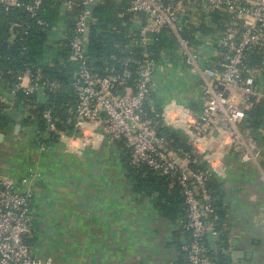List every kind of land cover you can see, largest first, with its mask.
I'll return each instance as SVG.
<instances>
[{
    "label": "built area",
    "instance_id": "built-area-1",
    "mask_svg": "<svg viewBox=\"0 0 264 264\" xmlns=\"http://www.w3.org/2000/svg\"><path fill=\"white\" fill-rule=\"evenodd\" d=\"M46 1L0 0V10L20 9L45 24L37 15ZM107 2L122 4V14H130L128 47L140 48L142 54L121 61V73L107 67L105 74L96 76L87 61V35L94 7ZM74 7L79 10L72 26L55 21L47 42H55L68 31L71 34L69 58L79 63L74 82L76 131L55 130L46 109L42 113L46 129L39 134L35 130V142L41 149L53 142L61 143L69 153H79L82 143L121 142V147L128 150L130 164L146 165L178 185L186 209L183 226L190 232V240L182 244L188 264H214L212 252L226 249L220 245L214 222V197L207 187L209 173L192 163L201 160L216 176L223 173L226 154L233 152L243 162H255L260 155L258 139L243 107L261 96L256 80L257 76L264 77V0H59V16L63 18ZM212 12L218 18L227 15L222 29L215 30L217 21L211 18ZM16 25L11 22L9 28ZM161 30L176 43L165 50L169 52H164L166 58L157 60L149 45L154 41L153 34ZM253 50L262 54L258 67L248 62ZM179 55L195 78L194 108L174 102L161 105L155 96L166 78L164 69ZM129 62L135 63L134 71L126 68ZM39 79L26 69L10 90L0 86L6 108L20 106L24 112L29 106L23 101L13 103L18 90L42 94L45 88L58 86ZM145 102L151 107L159 105L156 116L186 139L191 152L169 147L147 114ZM27 179L21 176L20 183ZM31 203L29 190L0 174V264H54L51 257L35 256L26 240Z\"/></svg>",
    "mask_w": 264,
    "mask_h": 264
},
{
    "label": "crops",
    "instance_id": "crops-1",
    "mask_svg": "<svg viewBox=\"0 0 264 264\" xmlns=\"http://www.w3.org/2000/svg\"><path fill=\"white\" fill-rule=\"evenodd\" d=\"M182 60V55L176 56L164 69L166 78L155 93L161 105L174 102L194 108L195 78ZM256 86L261 96L254 102H259L264 77L257 76ZM6 112L10 122L0 130V174L35 198L26 236L35 256L51 257L54 264H186L180 250L184 239L174 236L175 224L161 215L148 194L135 192L126 178L120 142L82 143L79 153L66 152L57 142L41 149L34 140L36 122L22 124L20 106ZM261 118L254 127L260 147L256 161L226 154L223 173L215 176L226 213L229 264H264V114ZM21 176L28 177L26 183H20ZM66 204L76 207L68 212L75 211L83 219L80 224L76 218L78 226L84 222L86 230L78 237L77 248L57 252L70 239L41 230L57 221H62L63 229H73L72 224L67 226L72 218L62 208ZM234 251L239 253L233 259Z\"/></svg>",
    "mask_w": 264,
    "mask_h": 264
},
{
    "label": "trees",
    "instance_id": "trees-1",
    "mask_svg": "<svg viewBox=\"0 0 264 264\" xmlns=\"http://www.w3.org/2000/svg\"><path fill=\"white\" fill-rule=\"evenodd\" d=\"M58 6L59 0H47L42 5L37 16L42 18L45 24L38 23L36 18H29L20 9L0 10V86L10 90L26 69L31 71L32 76L38 75L39 80L47 79L58 84L56 88H45L42 92V99L39 98L37 91H32L29 94H24L20 90L16 92L13 103L17 104L23 101L29 105L24 111L22 124L35 121L37 134L46 129L45 120L42 117V113L46 109L50 111L55 130L76 131L74 124L77 95L74 82L79 63L69 58L71 34L68 31L51 44H48L47 40L50 28L55 21L63 20L70 28L79 8L74 7L67 10L63 14L64 17L61 18ZM122 12V4L112 2L95 6L93 9V22L87 35V61L92 73L96 76L105 74L107 67H113L115 72L121 73L124 70L121 61L128 62L131 57H139L142 54L140 48L128 47L127 32L130 14H122ZM211 15V18L217 21L215 30L222 29L224 27L222 23L227 15L224 14L219 18L215 12H212ZM11 22L17 24L15 28H9ZM184 35L187 36L186 33ZM153 37L154 41L149 45L152 57L163 60L166 58L164 52L169 54L165 50L174 47L176 42L165 30L153 34ZM248 62L252 67H258L262 63V54L257 50L249 52ZM126 68L134 71L135 63L129 62ZM128 84H131V80L128 81ZM121 90L122 88H120ZM6 105L5 101L0 98V130L10 122L5 111ZM144 108L152 118L158 132L168 141L169 147L182 148L191 152V147L187 144L186 139L166 125L160 116H156L159 105L155 104L151 107L145 102ZM243 109L247 120L251 122V127L254 128L260 124L264 114V97L259 102H254L251 99ZM49 135H53V131H49ZM120 144L122 145L121 142ZM121 158L125 176L132 183L133 190L148 194L154 207L161 215L175 224L174 236L188 242L190 232L183 226L186 220V209L176 182L167 175L149 169L146 165L130 164L128 150L125 148H122ZM192 166L209 173L207 187L214 197L212 203L214 222L219 233L220 245L226 249L227 237L223 224L226 213L217 179L201 160L197 159L195 163H192ZM33 240L34 238H32ZM180 250L185 255L182 244ZM212 259L214 264H229L226 251L221 249L212 252ZM185 263L188 264L187 259Z\"/></svg>",
    "mask_w": 264,
    "mask_h": 264
},
{
    "label": "rangeland",
    "instance_id": "rangeland-1",
    "mask_svg": "<svg viewBox=\"0 0 264 264\" xmlns=\"http://www.w3.org/2000/svg\"><path fill=\"white\" fill-rule=\"evenodd\" d=\"M34 200H35V198L33 197V201ZM62 208L63 209L65 208L67 210V212H68V209H71V210H75L76 209V207L74 205H68V204H66V206H63ZM66 215H68L67 217L69 219L72 218V220L70 219L72 223H69V220H68L67 226L72 224V226H74V227L76 226L75 228L73 227V229L72 228H66V229L64 228L63 229L61 227L62 221H57V223H56L55 226H52V227L49 226L48 229L41 230V232L44 235H49V234L51 235V234H54V233H56V234L59 233V234L65 236V238L68 237L70 239V240L67 239L69 241L68 242V245H64L63 242H62L60 244L57 252H62V251L63 252H66V251L69 252V250H71L72 248H77V240H78V237H80L81 234L86 230V229H84V227H85L84 224H83L84 222L82 223V226H80V227L78 226L79 223L81 224V222L83 221V219H79L80 216H77L75 214V211H73L72 213H69L68 212V214H66ZM76 218H77V221H79V223H77ZM73 224H75V225H73ZM88 230H89V228H87V231ZM74 239H75V241H74Z\"/></svg>",
    "mask_w": 264,
    "mask_h": 264
},
{
    "label": "water",
    "instance_id": "water-1",
    "mask_svg": "<svg viewBox=\"0 0 264 264\" xmlns=\"http://www.w3.org/2000/svg\"><path fill=\"white\" fill-rule=\"evenodd\" d=\"M20 128H21V124L17 123V124L15 125V129H14V131H15L16 133H18V131L20 130ZM2 136H3V134L0 133V139L2 138ZM238 253H239V252H237V251H234V252H233V255H232L233 259L235 258L236 255H238Z\"/></svg>",
    "mask_w": 264,
    "mask_h": 264
}]
</instances>
